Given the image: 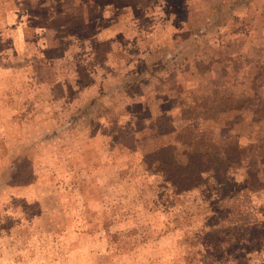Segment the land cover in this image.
Instances as JSON below:
<instances>
[{
  "label": "rangeland",
  "instance_id": "obj_1",
  "mask_svg": "<svg viewBox=\"0 0 264 264\" xmlns=\"http://www.w3.org/2000/svg\"><path fill=\"white\" fill-rule=\"evenodd\" d=\"M263 28L264 0H0V264H264ZM201 138L243 166L151 169Z\"/></svg>",
  "mask_w": 264,
  "mask_h": 264
},
{
  "label": "trees",
  "instance_id": "obj_2",
  "mask_svg": "<svg viewBox=\"0 0 264 264\" xmlns=\"http://www.w3.org/2000/svg\"><path fill=\"white\" fill-rule=\"evenodd\" d=\"M196 32L199 33L197 30ZM220 97L221 104L219 112L240 109L243 104V101H238L235 97L228 96V98L225 95ZM188 131H191V129ZM201 139L197 141L196 147L190 153L189 161L182 162L176 160L171 149H163L166 153L164 156L170 160H166L165 157L155 158L152 161L151 169H154L162 175L169 176L173 179H181L184 183L195 186L201 180V174L203 172L210 171L213 168L216 169V171H219L218 169L222 171L228 166H234L235 168L243 166L242 158L244 155L242 154H244V151L246 152L244 147L238 144H236L237 148L221 147L220 150H218V158H215L217 156H213L209 149L211 145L203 140L204 138Z\"/></svg>",
  "mask_w": 264,
  "mask_h": 264
},
{
  "label": "crops",
  "instance_id": "obj_3",
  "mask_svg": "<svg viewBox=\"0 0 264 264\" xmlns=\"http://www.w3.org/2000/svg\"><path fill=\"white\" fill-rule=\"evenodd\" d=\"M52 1V3L54 2V1H56V2H65L66 0H51ZM53 6H54V4H53ZM46 7H47V5H46ZM48 8V7H47ZM53 12V11H52ZM197 31L200 33L201 32V29L199 30V29H197ZM262 34H264V28L262 29Z\"/></svg>",
  "mask_w": 264,
  "mask_h": 264
}]
</instances>
